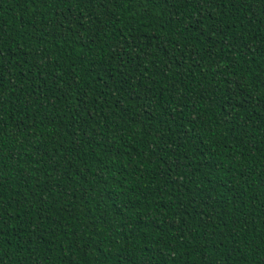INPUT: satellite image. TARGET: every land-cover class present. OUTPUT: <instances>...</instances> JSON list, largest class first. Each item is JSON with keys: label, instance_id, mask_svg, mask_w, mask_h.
I'll use <instances>...</instances> for the list:
<instances>
[{"label": "trees", "instance_id": "obj_1", "mask_svg": "<svg viewBox=\"0 0 264 264\" xmlns=\"http://www.w3.org/2000/svg\"><path fill=\"white\" fill-rule=\"evenodd\" d=\"M0 264H264V0H0Z\"/></svg>", "mask_w": 264, "mask_h": 264}]
</instances>
